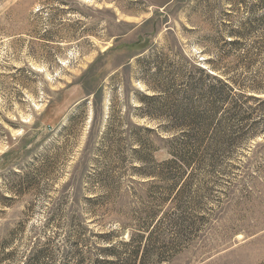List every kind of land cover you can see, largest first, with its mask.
<instances>
[{
  "label": "rangeland",
  "instance_id": "obj_1",
  "mask_svg": "<svg viewBox=\"0 0 264 264\" xmlns=\"http://www.w3.org/2000/svg\"><path fill=\"white\" fill-rule=\"evenodd\" d=\"M199 69L240 93L245 131L160 202L164 181L136 168L138 156L169 157L156 136L167 117H148L141 95L157 94L156 72L180 85ZM251 79L264 84V0H0V264L95 256L109 244L85 245L76 227H134L150 198L163 215L154 237L177 244L163 264H264V92ZM181 200L194 224L178 242Z\"/></svg>",
  "mask_w": 264,
  "mask_h": 264
},
{
  "label": "trees",
  "instance_id": "obj_2",
  "mask_svg": "<svg viewBox=\"0 0 264 264\" xmlns=\"http://www.w3.org/2000/svg\"><path fill=\"white\" fill-rule=\"evenodd\" d=\"M150 19L144 22L149 23ZM233 43L229 42V44ZM246 60L248 64L246 68H248L252 65L253 58L249 56V59L246 58ZM212 70L218 71L213 64ZM159 73L156 72L158 79ZM222 73L225 76L229 75L228 70H223ZM157 77L154 79L155 84L151 85L157 94L141 95V101L148 108L147 113L145 112L148 117H167V123L157 126L156 136L161 141L163 140L161 143L169 157L157 161L150 154L138 156L139 165L136 171L140 177H153V180L164 181V192L167 195L159 199L160 202H163L171 190L175 188L178 190L184 181L192 178L193 172L196 170L206 171L207 168H215L220 154L228 150L230 143L234 141L240 131L241 133L245 131L243 122H247L248 117L243 114L244 112L241 113L242 109L239 108L235 100L236 95L240 93H231L233 88L230 82L219 79L204 69H199L197 78L185 76L181 79L183 81L180 85H177L175 79L170 75L159 80ZM229 78L233 84L237 82L236 79ZM263 85V83L251 79L250 83L245 86L249 92L258 94L261 91L264 92ZM247 98L259 100L258 96L252 94ZM238 122L243 125L239 127ZM162 131L169 134V137L161 139L159 135ZM137 142L139 150L136 152H145L148 146L146 141L137 139ZM152 163L153 168L149 169V165ZM170 165L175 173L164 172L163 169L170 168ZM101 183L102 186L110 185L106 178H103ZM108 195H112V193L110 192ZM148 200L157 204L152 198ZM140 201L144 200L141 198ZM151 202L144 201L143 207L134 211V227L123 224L117 233L110 230L90 235L91 232L86 226L79 224L73 235L74 238L81 239L85 245H90L93 243L91 238L96 236L102 238L103 242H107L109 245L103 248L95 246L93 250L97 255L93 256L90 251H87L86 255L76 258L73 264H163L171 261L170 256L176 251L177 244L166 243L163 241L162 234L154 237L156 227L159 229L162 225L163 215L158 214V210L148 207ZM177 209L179 216L174 219V223L173 220L170 221V225L174 227L171 230H174L179 242L190 233L194 223L189 217L185 216L184 218L186 209L183 208L182 200L177 204ZM122 228H130L129 237L113 243L116 237L120 238L121 233L119 232ZM62 264H68V262Z\"/></svg>",
  "mask_w": 264,
  "mask_h": 264
}]
</instances>
